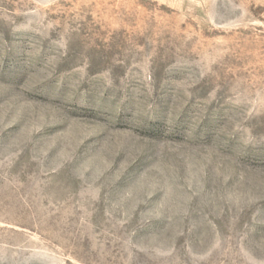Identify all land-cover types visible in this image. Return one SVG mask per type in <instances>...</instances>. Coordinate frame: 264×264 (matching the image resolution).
Returning a JSON list of instances; mask_svg holds the SVG:
<instances>
[{
	"label": "rangeland",
	"instance_id": "rangeland-1",
	"mask_svg": "<svg viewBox=\"0 0 264 264\" xmlns=\"http://www.w3.org/2000/svg\"><path fill=\"white\" fill-rule=\"evenodd\" d=\"M0 264H264V0H0Z\"/></svg>",
	"mask_w": 264,
	"mask_h": 264
}]
</instances>
